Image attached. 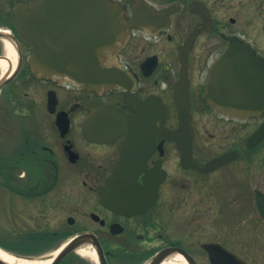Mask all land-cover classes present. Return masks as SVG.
Segmentation results:
<instances>
[{
	"label": "flooded vegetation",
	"instance_id": "1",
	"mask_svg": "<svg viewBox=\"0 0 264 264\" xmlns=\"http://www.w3.org/2000/svg\"><path fill=\"white\" fill-rule=\"evenodd\" d=\"M31 1L0 0V264H264V108L207 99L230 48L264 68V0H107L124 31L88 86L34 73Z\"/></svg>",
	"mask_w": 264,
	"mask_h": 264
},
{
	"label": "water",
	"instance_id": "2",
	"mask_svg": "<svg viewBox=\"0 0 264 264\" xmlns=\"http://www.w3.org/2000/svg\"><path fill=\"white\" fill-rule=\"evenodd\" d=\"M14 11L19 37L32 48L29 62L35 74L84 86L106 75L100 62L114 54L124 31L118 11L107 0H32ZM235 52L230 48L211 68L207 81L212 89L207 99L215 107L233 104L239 108L236 114L244 117L258 104L264 108V68L252 55L236 57ZM222 61L235 64L225 74L227 78L220 80ZM182 102L170 138L180 159H190L193 130L188 106ZM257 207L264 218V205Z\"/></svg>",
	"mask_w": 264,
	"mask_h": 264
},
{
	"label": "bare ground",
	"instance_id": "3",
	"mask_svg": "<svg viewBox=\"0 0 264 264\" xmlns=\"http://www.w3.org/2000/svg\"><path fill=\"white\" fill-rule=\"evenodd\" d=\"M4 68V67H3ZM0 258L7 261V262H12L11 257H9L6 253L0 250Z\"/></svg>",
	"mask_w": 264,
	"mask_h": 264
},
{
	"label": "rangeland",
	"instance_id": "4",
	"mask_svg": "<svg viewBox=\"0 0 264 264\" xmlns=\"http://www.w3.org/2000/svg\"><path fill=\"white\" fill-rule=\"evenodd\" d=\"M5 240H7V239H5Z\"/></svg>",
	"mask_w": 264,
	"mask_h": 264
}]
</instances>
